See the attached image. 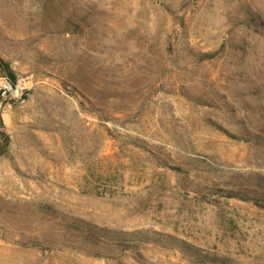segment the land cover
Instances as JSON below:
<instances>
[{
  "label": "rangeland",
  "instance_id": "obj_1",
  "mask_svg": "<svg viewBox=\"0 0 264 264\" xmlns=\"http://www.w3.org/2000/svg\"><path fill=\"white\" fill-rule=\"evenodd\" d=\"M0 58V264H264V0H0Z\"/></svg>",
  "mask_w": 264,
  "mask_h": 264
},
{
  "label": "trees",
  "instance_id": "obj_2",
  "mask_svg": "<svg viewBox=\"0 0 264 264\" xmlns=\"http://www.w3.org/2000/svg\"><path fill=\"white\" fill-rule=\"evenodd\" d=\"M0 75L5 76L12 86L16 84V76L12 68L2 59L0 58ZM1 135H4V132H1Z\"/></svg>",
  "mask_w": 264,
  "mask_h": 264
}]
</instances>
